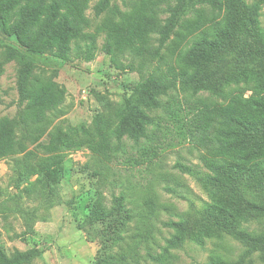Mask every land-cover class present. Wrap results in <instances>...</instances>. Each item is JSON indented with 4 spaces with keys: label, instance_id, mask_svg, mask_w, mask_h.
Masks as SVG:
<instances>
[{
    "label": "rangeland",
    "instance_id": "1",
    "mask_svg": "<svg viewBox=\"0 0 264 264\" xmlns=\"http://www.w3.org/2000/svg\"><path fill=\"white\" fill-rule=\"evenodd\" d=\"M98 2H85L88 22L72 42L79 52L73 49L67 60L28 54L38 80L56 81L65 89V100L32 129L22 149L0 160V248L7 254L37 249L31 264H97L108 253H116L119 264L204 263L211 252L236 260L244 249L239 241L223 235L205 246L188 240L173 246L169 240L175 231L168 225L179 221L191 203L208 201L197 181L176 168L181 162L205 171L202 157L209 155L190 139L179 118L200 105L225 101L206 92L192 94L179 77L192 71L181 58L193 41L203 33L213 35L226 13L198 5L161 45L168 0H110L115 9L100 15ZM260 21L264 27V4ZM108 43L117 62L106 53ZM6 44L18 47L15 39L0 35V119L22 110L17 89L21 65L5 59ZM255 69L264 72V58ZM152 74L178 79L176 87L160 96V109L149 112L154 123L147 138L119 142L113 135L119 111L133 98L135 86ZM253 85L241 83L229 91L248 96ZM97 115L108 125L100 136L79 150H52L59 133L70 134L79 126L92 129ZM122 194L133 218L118 227L117 217L105 210ZM246 227L254 231L259 224ZM119 234L124 241L114 244ZM251 264H264V258L255 254Z\"/></svg>",
    "mask_w": 264,
    "mask_h": 264
},
{
    "label": "trees",
    "instance_id": "2",
    "mask_svg": "<svg viewBox=\"0 0 264 264\" xmlns=\"http://www.w3.org/2000/svg\"><path fill=\"white\" fill-rule=\"evenodd\" d=\"M168 1L170 15L159 31L161 45L198 5L226 13L224 24L218 23L213 35L203 33L197 37L181 58L192 69L179 77L182 87L194 95L206 92L225 102L203 104L180 115L179 123L187 128L190 139L209 155L202 157L205 171L181 162L176 168L197 181L208 201L201 206L191 203L179 221L168 224L175 231L169 243L177 246L188 240L205 246L209 240L227 235L244 247L236 260L211 252L206 262L189 264H251L255 254L264 258V72L255 69L257 61L264 58V27L260 21L264 0ZM85 2L0 0V35L18 44H6L3 56L21 65L17 89L22 106L17 116L0 119V160L22 149L32 129L63 104L65 89L53 79L40 82L28 54H52L67 60L73 49L79 52V46L72 47V42L81 36L88 22ZM114 9L110 0H99L95 6L97 15ZM87 52L90 59L92 51ZM106 53L117 62L109 43ZM177 82L165 74H152L136 85L133 98L119 111L115 138L119 142L125 137L135 142L147 138L148 126L154 123L149 112L162 107L160 96L167 95ZM249 82L254 85L248 96L229 91L233 85ZM95 117L92 129L79 126L70 134L59 133L54 138L57 149L52 146V150H79L89 138L100 136L108 125L102 115ZM100 147L104 148L103 144ZM105 212L117 217L118 227L133 218L123 194L114 196L113 207ZM250 222H257L259 228L249 230L246 224ZM115 236L114 244L124 241L122 234ZM38 253L32 248L7 254L0 248V264H31ZM97 264H119V259L116 253H108Z\"/></svg>",
    "mask_w": 264,
    "mask_h": 264
}]
</instances>
